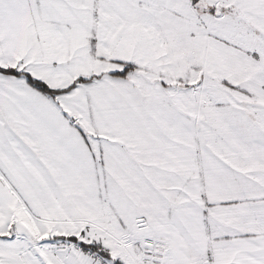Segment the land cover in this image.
<instances>
[{
  "label": "snow or ice",
  "instance_id": "1",
  "mask_svg": "<svg viewBox=\"0 0 264 264\" xmlns=\"http://www.w3.org/2000/svg\"><path fill=\"white\" fill-rule=\"evenodd\" d=\"M0 264H264V0H0Z\"/></svg>",
  "mask_w": 264,
  "mask_h": 264
}]
</instances>
